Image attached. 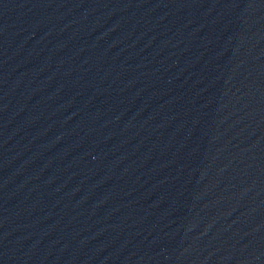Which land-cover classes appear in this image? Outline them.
<instances>
[{"label":"water","instance_id":"water-1","mask_svg":"<svg viewBox=\"0 0 264 264\" xmlns=\"http://www.w3.org/2000/svg\"><path fill=\"white\" fill-rule=\"evenodd\" d=\"M0 264H264V0H0Z\"/></svg>","mask_w":264,"mask_h":264}]
</instances>
